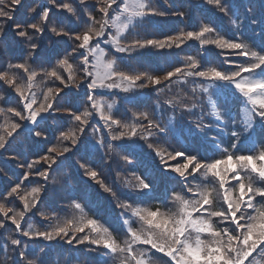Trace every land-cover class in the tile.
<instances>
[{
  "label": "trees",
  "instance_id": "1",
  "mask_svg": "<svg viewBox=\"0 0 264 264\" xmlns=\"http://www.w3.org/2000/svg\"><path fill=\"white\" fill-rule=\"evenodd\" d=\"M259 63L264 0H0V264H264V127L246 152L252 127L242 134L233 98L219 102L227 133L205 158L194 124L211 123L210 81ZM220 178L233 211L251 192L250 212L229 216ZM201 200L200 232L184 218ZM182 209L173 227L164 217L172 260L165 232L139 225Z\"/></svg>",
  "mask_w": 264,
  "mask_h": 264
},
{
  "label": "rangeland",
  "instance_id": "2",
  "mask_svg": "<svg viewBox=\"0 0 264 264\" xmlns=\"http://www.w3.org/2000/svg\"><path fill=\"white\" fill-rule=\"evenodd\" d=\"M83 38H85V40H88L89 38V34H85L83 36ZM249 61H251V59H248ZM259 65V66H258ZM260 67V63L256 64L255 66H251L250 68H252V72L253 74H255L257 71L258 72H263L264 75V70L262 71L261 68L260 70H258ZM247 68L245 67L244 70H246ZM233 74L230 75L229 74V83H233L232 86L233 87H220L217 86L213 81H210L208 86L210 88V92L211 94L217 99V101L219 100V102H225V99H230L233 98L235 100V103H232L230 101V103H227L230 106L236 105L239 111V123H240V129L242 131V134H245L246 132H248L249 130H251V127H255V125L259 124L260 121L263 119L258 118V121L255 123V118L256 117H263L264 116V93H263V86H264V77L261 76H257L259 81H260V85L259 86H255L254 88L252 87L251 82L247 81H241V84L238 83H234L236 81H238L240 79V74L242 72V68L239 67L237 68V70H233L232 71ZM239 73V74H238ZM103 82H106L104 80H102ZM250 83V84H247ZM240 90H238V89ZM220 93L221 98L218 99L217 95ZM218 102V110L221 112V114L223 115V110L221 105ZM226 103V102H225ZM249 135V133H248ZM243 141H248V137L246 136L244 139H242ZM242 142V141H241ZM240 142V143H241ZM241 148V147H239ZM243 149V148H241ZM245 150L247 151L248 149L245 148ZM196 165H200L199 163H197ZM179 179H183L182 177H179ZM187 181V180H184ZM183 210L185 211V209H182V211L179 212V214L176 212V216L173 217H166L165 215L161 216L158 213H153L150 214V217L148 219V221L146 222L145 225H139L140 227V231L141 232H150L153 234H159L160 231H164L165 235L163 236L165 239V242H163L162 244H160L159 246H164V247H171V249L169 250V257L174 260L177 256L180 255L179 251L175 246H171V240L173 238V235H171L168 232L169 229V222L164 219L165 218H170V220H172L173 222L171 223V226L173 227L176 224L177 219H182L181 216L183 215ZM129 220V230L128 234H130L133 228H131V225L134 221H136V219L139 217L137 215V213H133L130 216H127ZM197 223L198 226V230L195 231H206V222L204 221V217L202 215L200 216H190L187 215L185 216L184 220H186L187 223H189V220H194ZM126 220V221H127ZM128 227V225H126ZM148 226V227H147ZM192 228V227H191ZM193 229V228H192ZM194 230V229H193ZM177 243L178 245H180V240L177 239ZM201 243V242H200ZM200 243H198V241H195L196 244V249H194L193 247V241H189L186 243H183V247H186V253L189 257H198L200 259H202V250L198 248V246H200ZM179 247V246H178ZM142 248V247H141ZM144 249V248H142ZM128 255L131 256V259L133 256H135V254L131 253L130 251H127ZM139 261V259H137ZM179 264H187L183 259H180ZM254 264V263H253Z\"/></svg>",
  "mask_w": 264,
  "mask_h": 264
}]
</instances>
